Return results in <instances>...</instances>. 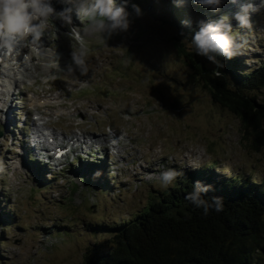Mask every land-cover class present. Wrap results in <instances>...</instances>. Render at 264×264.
Masks as SVG:
<instances>
[{
    "label": "rangeland",
    "instance_id": "374dc122",
    "mask_svg": "<svg viewBox=\"0 0 264 264\" xmlns=\"http://www.w3.org/2000/svg\"><path fill=\"white\" fill-rule=\"evenodd\" d=\"M52 1L55 11L38 22L41 33L34 38L43 45L22 42L27 53L13 60L9 83L3 73L9 70L0 72V90L9 88L10 104L21 118L8 132L1 121L7 96L0 91V264H81L87 245L108 237L103 231L94 237L85 227L115 224L142 210L158 190H165L161 165L182 173L176 181L208 168L217 179L264 178V145L253 147L255 136L246 137L243 120L194 80L180 51H193L184 40L198 31L200 20L233 16L240 4L259 0H225L215 12L194 0L182 6L173 0H132L143 15L136 16L129 4L130 29L108 39L86 31L88 21L79 18L74 4ZM55 5L62 12L72 9L70 24L57 15L61 11ZM250 20V28H241L234 18L230 23L238 57L251 70L264 62V11L251 12ZM73 28L89 49L86 74L72 59L73 47H79L70 35ZM31 48L37 54L32 52L33 58ZM70 65L73 72H68ZM258 94L264 99V90ZM34 107L61 138L105 132L109 141L117 135L121 143L104 145V137L103 143L95 137L93 151L71 153L60 166L29 158L20 163L23 136L18 135L23 124L32 126L34 114L28 124L25 120ZM57 228L66 234H57Z\"/></svg>",
    "mask_w": 264,
    "mask_h": 264
},
{
    "label": "trees",
    "instance_id": "16d2710c",
    "mask_svg": "<svg viewBox=\"0 0 264 264\" xmlns=\"http://www.w3.org/2000/svg\"><path fill=\"white\" fill-rule=\"evenodd\" d=\"M180 51L194 80L243 120L246 137L255 136L253 147L260 149L264 99L258 92L264 90V62L250 70L244 69L238 54L232 59L219 57L224 75L215 77L195 52L183 47ZM197 180L213 186L206 198L223 197V211L210 210L205 216L185 199ZM85 228L94 237L98 231L108 237L88 244L81 264H264V178L217 179L212 168L192 170L168 189L158 190L134 216ZM58 230L57 234H66Z\"/></svg>",
    "mask_w": 264,
    "mask_h": 264
},
{
    "label": "clouds",
    "instance_id": "9594fccd",
    "mask_svg": "<svg viewBox=\"0 0 264 264\" xmlns=\"http://www.w3.org/2000/svg\"><path fill=\"white\" fill-rule=\"evenodd\" d=\"M68 3L74 4L77 15L80 19H87L88 32H99L105 39L110 38L115 33L127 32L131 26L130 13L127 6L131 4L136 16H142L143 10L138 4L132 3V0H67ZM186 0H173L177 6H182ZM200 6L208 8L213 12L218 11L224 4L225 0H194ZM239 0H232V3H238ZM51 0H0V54L7 55L17 44L29 35H38L39 25L34 21L38 16L45 17L54 13ZM71 8L66 9L57 15L64 21L71 23ZM264 11V0L258 3L240 4V10L233 16L224 15L217 21L200 20L198 22V31L185 38L189 47L196 55L205 57L211 64L212 75L221 77L224 74L220 71L224 63L219 57L232 59L238 52L239 47L237 37L234 36L231 19H235L241 28H250L251 12ZM185 24L190 22L185 20ZM71 36L79 42V47H73L72 59L74 64L79 67L82 73L89 71L86 64L88 55V46L83 37L72 29ZM68 72H73L70 65ZM171 163V160L168 162ZM159 172V181L162 189H168L174 184L177 177L182 175L175 168L161 165ZM99 175V173H97ZM213 186L203 181L197 180L185 199L196 208L203 210L207 216L210 210L216 212L223 211L224 200L220 196L206 198L205 194L212 191Z\"/></svg>",
    "mask_w": 264,
    "mask_h": 264
},
{
    "label": "bare ground",
    "instance_id": "6f19581e",
    "mask_svg": "<svg viewBox=\"0 0 264 264\" xmlns=\"http://www.w3.org/2000/svg\"><path fill=\"white\" fill-rule=\"evenodd\" d=\"M51 2H55V1H52L51 0ZM234 4H232V6H233ZM235 6V5H234ZM40 21V23H42V17H40V16H38L37 17V21L35 22L36 24L38 23ZM41 25V24H40ZM37 36H40V33L38 34V35H36L35 37H37ZM31 43H32V45L35 47V45L36 46H39V45H43V42H42V40H41V38H37V40L35 41V39H34V37H32L31 38ZM31 45V46H32ZM27 46V45H26ZM21 49H23V50H26V47H25V44H24V46L23 45H21ZM34 51L32 50V48H31V50H30V56L33 58V56H34ZM35 55H37V54H35ZM40 57H42V55H40V56H37V58H39L40 59ZM37 66V65H36ZM37 67H39V66H37ZM36 68V67H35ZM5 74V73H4ZM8 76V75H7ZM4 81V80H3ZM10 81V80H9ZM4 83V82H3ZM4 85V84H3ZM0 91H3L2 92V94H5V93H7V95H9L8 96V98H7V103H6V105H7V110L9 109V113L7 112L6 113V115L5 116H2V122L5 124V127L8 129V130H10L12 127H13V125H14V114H15V109L13 108V105L12 104H10V101H11V98H12V96H11V91L9 90V88H6V89H4V90H0ZM1 93V92H0ZM2 98H1V96H0V100H1ZM4 100V99H3ZM5 101V100H4ZM48 105H49V107H51V108H54L55 107V105L54 104H52V103H48ZM30 110V109H29ZM30 112H31V110H30ZM41 114H43L42 112H40ZM42 118V117H41ZM1 119V118H0ZM30 120H33V119H31V115L30 114H27V116H26V120H25V122H26V124H28L29 122H30ZM35 125H36V128H35ZM40 125H43L42 123H39L38 121H36L35 123H32V126H30V127H27V129H28V133H29V141L33 144V146H34V148L35 149H32V152L30 153V154H32V155H34V160L35 161H37V162H43L44 160L43 159H41V157H47V161H48V164L49 163H51V164H53V162L55 161V163H56V161H59V159L58 158H56L55 159V157H54V155L51 153L50 155H47V151L46 150H48L47 148H48V141H49V139L46 137L44 140H41V141H37V140H34L33 139V132L35 133V130H39V127H40ZM53 132V131H52ZM53 133H55V132H53ZM27 134V133H26ZM55 134H57V133H55ZM91 133H89L88 135H85V134H83L82 136H78V134H76L75 136H72V137H69V139L70 140H78V141H80V142H82V143H85L86 145H88V148H87V150L86 151H88V149H90L91 151H93V149H92V146H93V143L95 144V140H96V138L98 137L97 136V134H91ZM104 135H108L107 133H103V134H101V136H99L98 138H99V140H97V142H101V143H103V137H104V145H105V141H107V137L106 136H104ZM109 136L110 135H108V139H109ZM87 137V138H86ZM96 137V138H95ZM61 138V137H60ZM121 143V141L118 143V144H120ZM103 144H102V148L104 147L103 146ZM83 150L85 151V148H83L81 151L83 152ZM105 150V149H104ZM27 151H29V150H26L25 149V147L22 145V147H21V149H20V154H22V156H24V158H22L21 159V161H20V163H23V160H26L27 161V159H28V153H27ZM77 151H78V149H77ZM74 152H76L75 150H73L71 153H74ZM70 153V154H71ZM69 154V155H70ZM68 155V156H69ZM67 156V157H68ZM97 162H98V160H96ZM46 162V161H45ZM59 163H61V161L59 162Z\"/></svg>",
    "mask_w": 264,
    "mask_h": 264
},
{
    "label": "water",
    "instance_id": "95a60500",
    "mask_svg": "<svg viewBox=\"0 0 264 264\" xmlns=\"http://www.w3.org/2000/svg\"><path fill=\"white\" fill-rule=\"evenodd\" d=\"M2 133H1V131H0V135H1Z\"/></svg>",
    "mask_w": 264,
    "mask_h": 264
}]
</instances>
